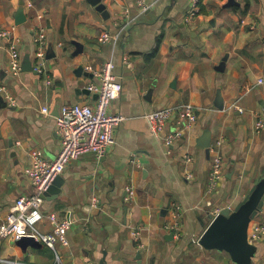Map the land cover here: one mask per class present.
Masks as SVG:
<instances>
[{
	"label": "crops",
	"instance_id": "0c3cea01",
	"mask_svg": "<svg viewBox=\"0 0 264 264\" xmlns=\"http://www.w3.org/2000/svg\"><path fill=\"white\" fill-rule=\"evenodd\" d=\"M145 1L151 7L139 14L138 0H102L104 17L87 0H0V30L18 39L22 61L21 73L11 75L8 41H0V85L16 100L11 106L0 94V221L34 192L25 175L30 154L52 161L60 152L62 106H95L86 87L110 61L123 91L109 114L124 117L106 158L87 153L71 161L59 193L43 202L44 213L74 222L69 243L58 242L55 253L8 237L0 240V257L27 264H57L56 254L60 264H264V239L242 259L198 243L223 212L232 216L239 204L264 196V130L256 129L264 119V0H203L194 17L191 0ZM127 11L138 17L122 33ZM43 29L40 74L36 37ZM105 32L121 38L101 43ZM177 104L196 107L198 120L168 147L150 134L145 115ZM216 153L224 159L222 178L210 191ZM128 188L135 194L127 200ZM262 221L264 205L251 218L248 243ZM177 222L180 237L164 228ZM38 228L53 231L47 218Z\"/></svg>",
	"mask_w": 264,
	"mask_h": 264
},
{
	"label": "built area",
	"instance_id": "2783aa9c",
	"mask_svg": "<svg viewBox=\"0 0 264 264\" xmlns=\"http://www.w3.org/2000/svg\"><path fill=\"white\" fill-rule=\"evenodd\" d=\"M203 0H191V9L188 12L189 17H194L200 12V5ZM140 13H145L151 5L145 0H138ZM138 17V16H137ZM137 17H131L127 11V22L122 28V33L136 20ZM121 38V33L112 35L105 32L100 35L101 43H113L114 45ZM8 41V51L10 52L9 73L18 76L22 71V61L19 51L18 39L12 38V31L0 30V41ZM36 41L38 50L36 52L37 65L34 70L37 73L45 74V61L47 55L48 41L46 30H40ZM127 63V60H124ZM115 64L110 61L100 70L94 73L98 80L92 82L86 87L87 90L98 99L95 106L81 104H67L62 106L61 114L57 119V134L61 141V150L57 157L50 161L45 158L40 151H34L30 154V166L25 170V175L31 181L34 192L30 196L20 197L15 206L4 221H0V240L11 237L15 241L31 239L45 244L56 252L58 242L67 245V231L74 224L72 220H58L55 214L44 213L42 205L43 196L46 194L54 181L64 174L67 166L73 160L78 159L84 154L93 153L98 160L106 158L116 144L114 133L116 128L124 121L121 115H111L109 110L112 102L117 100L123 91V86L119 78L114 74ZM50 83V81H48ZM0 94L6 102L15 106L16 100L11 96L7 87L0 85ZM237 110L241 111L237 106ZM43 114H48L47 107L42 108ZM150 134L156 139H163L168 147L185 139L193 130L198 120V109L191 104H177L163 109H159L145 115ZM169 129L167 130V128ZM256 129L264 130V119L260 118L256 124ZM167 130V131H166ZM187 162H193L191 156L186 157ZM224 159L221 155L215 154L212 163V169L209 176V190L213 191L218 187L222 178V167ZM191 179V176L187 177ZM127 200L135 194L131 188L127 189ZM49 219L53 225L51 233H43L38 228L39 224L45 219ZM167 231L174 233L176 237L181 236L182 226L179 222L166 225ZM140 231L132 233L136 239ZM264 239V221L256 223L250 232L249 243L251 245ZM200 244V241L198 242ZM57 264H60V257L56 254ZM0 264H27L19 260L6 259L0 257Z\"/></svg>",
	"mask_w": 264,
	"mask_h": 264
},
{
	"label": "water",
	"instance_id": "95a60500",
	"mask_svg": "<svg viewBox=\"0 0 264 264\" xmlns=\"http://www.w3.org/2000/svg\"><path fill=\"white\" fill-rule=\"evenodd\" d=\"M101 1L102 0H87V2L94 6L97 11L101 12L104 17H109L106 6ZM75 45L78 48L82 47L78 43H75ZM95 96L96 99H98V95ZM203 147L209 152V142ZM62 181V177L59 176L54 181L49 191L44 194L43 199L46 200L53 193L58 194V189L61 187ZM263 205L264 196L259 202H248L247 200L246 203L239 204L232 216L230 212L226 210L221 217H217L213 221L205 235L201 238L200 244L209 249L223 248L232 253L237 259H242L246 254H251L253 247L248 243L247 237L249 224L253 214L257 210L262 209Z\"/></svg>",
	"mask_w": 264,
	"mask_h": 264
}]
</instances>
